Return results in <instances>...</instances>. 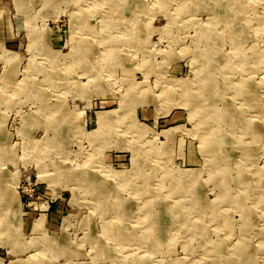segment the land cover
Wrapping results in <instances>:
<instances>
[{"label": "rangeland", "instance_id": "374dc122", "mask_svg": "<svg viewBox=\"0 0 264 264\" xmlns=\"http://www.w3.org/2000/svg\"><path fill=\"white\" fill-rule=\"evenodd\" d=\"M0 264H264V0H0Z\"/></svg>", "mask_w": 264, "mask_h": 264}, {"label": "bare ground", "instance_id": "6f19581e", "mask_svg": "<svg viewBox=\"0 0 264 264\" xmlns=\"http://www.w3.org/2000/svg\"><path fill=\"white\" fill-rule=\"evenodd\" d=\"M138 7H139V6H138ZM210 83H211V82H210ZM102 122H104V118L100 116L99 121H98L99 126H101V123H102ZM164 152H165V151H164ZM140 174H142V173H140ZM140 174H138V175H140Z\"/></svg>", "mask_w": 264, "mask_h": 264}, {"label": "crops", "instance_id": "0c3cea01", "mask_svg": "<svg viewBox=\"0 0 264 264\" xmlns=\"http://www.w3.org/2000/svg\"><path fill=\"white\" fill-rule=\"evenodd\" d=\"M21 1H24V0H21Z\"/></svg>", "mask_w": 264, "mask_h": 264}]
</instances>
